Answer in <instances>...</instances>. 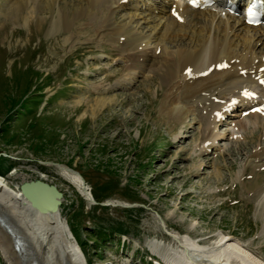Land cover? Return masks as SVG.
<instances>
[{
  "label": "rangeland",
  "instance_id": "374dc122",
  "mask_svg": "<svg viewBox=\"0 0 264 264\" xmlns=\"http://www.w3.org/2000/svg\"><path fill=\"white\" fill-rule=\"evenodd\" d=\"M14 1L0 0V172L8 186L19 191L46 178L57 187L60 218L88 264H184L174 230L206 246L230 233L264 264V211L252 195L264 187V167L246 168L264 147L252 116L256 101L246 109L241 102L210 127L205 112L176 125L158 94L168 88L153 79L159 51L140 49L134 65L130 52L84 26L51 33L48 12L31 3L8 17ZM136 8L142 21L151 13ZM57 165L80 172L97 204ZM96 228L108 235L102 247ZM0 264H9L1 248Z\"/></svg>",
  "mask_w": 264,
  "mask_h": 264
},
{
  "label": "bare ground",
  "instance_id": "6f19581e",
  "mask_svg": "<svg viewBox=\"0 0 264 264\" xmlns=\"http://www.w3.org/2000/svg\"><path fill=\"white\" fill-rule=\"evenodd\" d=\"M63 2L15 0L5 13L17 17L31 3L33 9L48 12L51 33L65 34L84 26L89 34L100 40L108 38L120 51L130 52L134 65L139 64L140 49L144 52L154 48L155 54L159 51L155 58L160 59V74L153 79L158 77L168 88L165 95L162 91L158 94L164 96L163 110L173 123L180 124L189 114L205 112L210 127L222 122V117L241 102L246 109L248 102L257 100L259 104L252 116L254 124H258L256 131L264 132V25L250 26L243 16L232 15L219 4L210 7L207 0H69L67 6H61ZM138 4L151 9L143 21L139 19ZM226 99L228 103L222 104ZM236 127L245 130L247 122H236ZM256 138L254 134L251 140ZM54 167L92 203L91 188L80 172L67 165ZM247 167H264V147L252 152ZM52 186L43 178L28 181L23 190L15 191L0 175V218L4 222L0 221V248L9 264H88L68 224L48 214L51 205L59 202ZM29 187L48 192L39 200L46 207H33L24 197ZM253 194L264 211V187ZM170 236L179 244L178 258L184 264H258L251 257L252 247L230 233L218 236L212 246L201 245L179 230ZM16 238L25 242L30 251H18ZM64 245L68 250L73 247L74 254L67 255ZM156 255L160 253L157 251Z\"/></svg>",
  "mask_w": 264,
  "mask_h": 264
},
{
  "label": "water",
  "instance_id": "95a60500",
  "mask_svg": "<svg viewBox=\"0 0 264 264\" xmlns=\"http://www.w3.org/2000/svg\"><path fill=\"white\" fill-rule=\"evenodd\" d=\"M39 181V180H38ZM26 184V182L25 183H23L22 184V186H21V188H20V190H23V186ZM57 187H55V186H52L51 187V189H53V190H55L56 191V194H57V197H58V199H59V202H57V203H54L53 205H51V207H50V212L48 213L50 216H52V217H54V218H56L57 220L60 218V207H61V203H62V197H63V194L59 191V190H57L56 189ZM59 191V192H58ZM28 195L27 194H25V196L24 197H27V199L29 200V202L33 205V207H36V208H39V209H42V208H44V207H46L45 205H43V204H40L39 203V200L42 198V196H48L47 194H48V192L47 191H45V190H41V189H33V188H28ZM89 195H90V193H89ZM90 198H91V201H92V203H94L95 205L97 204V202L95 201L94 202V198L90 195ZM49 210V209H48ZM48 212V211H47ZM0 221H1V223L3 224L4 222L1 220V218H0ZM65 221V220H64ZM65 223H66V225H67V222L65 221ZM65 225V226H66ZM67 230H68V228H67V226L65 227ZM61 229V228H60ZM62 231H63V233L65 234L66 232V230L65 229H62ZM67 241H69L68 239H66ZM69 246V245H68ZM15 247H16V249L18 250V251H20L21 253L22 252H24V251H30V250H28L29 249V247H28V245L25 243V242H23L21 239H19V238H16L15 239ZM64 249H65V253L67 254V255H73L74 254V250L75 249H73V247H71V246H69V250H68V248H66V245H64ZM32 264H37L36 262H33Z\"/></svg>",
  "mask_w": 264,
  "mask_h": 264
},
{
  "label": "trees",
  "instance_id": "16d2710c",
  "mask_svg": "<svg viewBox=\"0 0 264 264\" xmlns=\"http://www.w3.org/2000/svg\"><path fill=\"white\" fill-rule=\"evenodd\" d=\"M32 100H33V99H32ZM15 107H16V106H15ZM15 107H14V108H15ZM13 110H14V109H13ZM13 110H12V111H13ZM18 112H19V111H18ZM0 175L3 176V173L0 172ZM96 232L99 234V240H97V241H100V242L97 243V246H98V244H100V247H102V246L104 245V243L107 242V239H108L107 237H108V235H106L104 231H102L101 229H98V228H96ZM94 240H95V239H94ZM94 240H93V241H94ZM95 242H96V241H95ZM78 243H79V242H78ZM79 245H80L81 249L83 250V245L80 244V243H79ZM83 252H84V250H83Z\"/></svg>",
  "mask_w": 264,
  "mask_h": 264
}]
</instances>
